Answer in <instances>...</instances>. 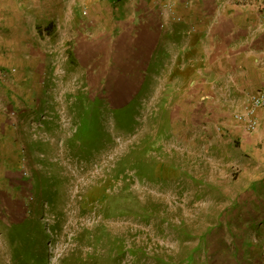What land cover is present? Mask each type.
I'll list each match as a JSON object with an SVG mask.
<instances>
[{"label": "rangeland", "instance_id": "1", "mask_svg": "<svg viewBox=\"0 0 264 264\" xmlns=\"http://www.w3.org/2000/svg\"><path fill=\"white\" fill-rule=\"evenodd\" d=\"M151 6L166 33L182 21L175 0ZM54 37L41 108L4 148L14 171L0 172V264H264V108L253 131L232 118L264 87L186 83L171 35L162 52L119 60ZM78 98L97 105L93 143L75 137Z\"/></svg>", "mask_w": 264, "mask_h": 264}, {"label": "crops", "instance_id": "2", "mask_svg": "<svg viewBox=\"0 0 264 264\" xmlns=\"http://www.w3.org/2000/svg\"><path fill=\"white\" fill-rule=\"evenodd\" d=\"M151 1L0 0V68L10 74L0 89V172L14 171L9 162L14 155L4 149L8 143L16 148L12 132L22 119L33 118L41 108L37 107L44 90L41 77L49 68L53 33L55 39H73L75 45H108L91 52L99 50L117 60L131 59V53L137 59L140 56L133 52L152 51L153 47L162 52L169 42L166 36L171 35L175 68L186 83L210 75L209 80L214 77L222 86L228 84L227 91L264 87V0H175L182 21L172 25L171 33H166V24L154 19ZM68 28L73 30L65 31ZM143 46L146 49L140 50ZM191 86L185 85L188 90ZM2 105L15 108L12 121L1 112ZM258 220L263 233L264 214Z\"/></svg>", "mask_w": 264, "mask_h": 264}, {"label": "built area", "instance_id": "3", "mask_svg": "<svg viewBox=\"0 0 264 264\" xmlns=\"http://www.w3.org/2000/svg\"><path fill=\"white\" fill-rule=\"evenodd\" d=\"M164 7L173 20H180V16L175 13L171 5H165ZM8 79L9 74L3 68H0V87L5 85ZM241 108V111L233 112L232 118L238 123H241L246 130H255L258 126L257 112L264 108V89L256 90L254 93L248 95L246 102ZM9 110L11 111L8 113V117L12 121L16 116V111L12 108L7 109V111ZM40 120L34 124L33 128L40 126V123L45 120V116L42 115Z\"/></svg>", "mask_w": 264, "mask_h": 264}, {"label": "trees", "instance_id": "4", "mask_svg": "<svg viewBox=\"0 0 264 264\" xmlns=\"http://www.w3.org/2000/svg\"><path fill=\"white\" fill-rule=\"evenodd\" d=\"M77 100L80 102L81 121L76 129L75 137L78 141L93 143L96 138H99L97 105L90 102L85 103L84 100L80 98Z\"/></svg>", "mask_w": 264, "mask_h": 264}]
</instances>
